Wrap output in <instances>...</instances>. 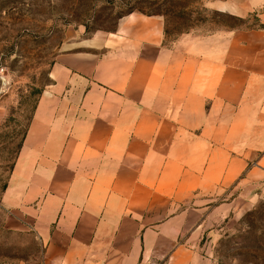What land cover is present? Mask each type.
I'll list each match as a JSON object with an SVG mask.
<instances>
[{"label": "crops", "instance_id": "crops-1", "mask_svg": "<svg viewBox=\"0 0 264 264\" xmlns=\"http://www.w3.org/2000/svg\"><path fill=\"white\" fill-rule=\"evenodd\" d=\"M211 6L257 26L167 42L128 13L61 46L2 194L40 264H202L264 195V0Z\"/></svg>", "mask_w": 264, "mask_h": 264}, {"label": "rangeland", "instance_id": "rangeland-1", "mask_svg": "<svg viewBox=\"0 0 264 264\" xmlns=\"http://www.w3.org/2000/svg\"><path fill=\"white\" fill-rule=\"evenodd\" d=\"M217 0H0V264H40L42 244L10 223L2 203L33 108L63 44L112 32L128 13L157 15L164 41L257 26L212 8ZM198 241L202 264H264V195Z\"/></svg>", "mask_w": 264, "mask_h": 264}]
</instances>
